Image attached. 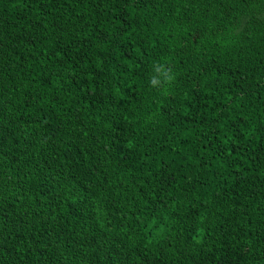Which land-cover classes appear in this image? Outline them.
I'll use <instances>...</instances> for the list:
<instances>
[{"label":"trees","instance_id":"obj_1","mask_svg":"<svg viewBox=\"0 0 264 264\" xmlns=\"http://www.w3.org/2000/svg\"><path fill=\"white\" fill-rule=\"evenodd\" d=\"M0 264H264V0H0Z\"/></svg>","mask_w":264,"mask_h":264},{"label":"clouds","instance_id":"obj_2","mask_svg":"<svg viewBox=\"0 0 264 264\" xmlns=\"http://www.w3.org/2000/svg\"><path fill=\"white\" fill-rule=\"evenodd\" d=\"M154 72L160 73L162 79L158 78L157 75H153L150 79V83L153 87H161L165 84H171L175 79V76L174 74H172L171 69L166 68V66L163 64L154 65Z\"/></svg>","mask_w":264,"mask_h":264}]
</instances>
